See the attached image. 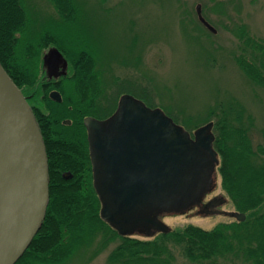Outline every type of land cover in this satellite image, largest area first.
Segmentation results:
<instances>
[{"label": "trees", "instance_id": "16d2710c", "mask_svg": "<svg viewBox=\"0 0 264 264\" xmlns=\"http://www.w3.org/2000/svg\"><path fill=\"white\" fill-rule=\"evenodd\" d=\"M51 2L66 19L76 18L73 0ZM25 15L21 0H0V62L20 87L39 124L47 155L49 197L38 231L14 264L60 263L98 236L103 245L118 239L107 256L110 264H170L174 258L170 244L180 245L183 255L194 264L229 259V254L240 252L252 264H264V126L255 139L251 115L235 102L222 107L212 120L220 184L234 208L244 212L243 219L218 222L211 228L188 222L151 238L121 234L99 213L84 133L80 137L77 133L64 134L82 124L84 110L79 108L78 96L98 92L93 54L88 48L65 51L67 47L56 38L63 32L59 36L48 31L40 37L16 35L24 27ZM241 31L251 55L242 53L237 61L247 77L264 88V39H256L244 28ZM50 42L63 51L70 63L68 73L61 74L60 85H56L63 95L61 101L49 97L52 85L38 80L45 76L39 69L42 49ZM67 77L76 80L77 97L72 95L70 85L63 83ZM63 118L72 121L66 124ZM48 125L58 126L61 135L52 136ZM64 170H70L72 175L63 177Z\"/></svg>", "mask_w": 264, "mask_h": 264}, {"label": "rangeland", "instance_id": "374dc122", "mask_svg": "<svg viewBox=\"0 0 264 264\" xmlns=\"http://www.w3.org/2000/svg\"><path fill=\"white\" fill-rule=\"evenodd\" d=\"M21 1L26 22L16 35L40 37L48 31L59 36L63 32L56 38L67 47L65 51L90 49L103 102L109 100L115 87L116 91H132L162 107L189 130L214 121L222 107L235 102L251 115V134L257 139L264 126V88L247 77L237 57L251 55L244 36H240L242 28L256 39H264V0H73L79 18L75 23L65 21L51 0ZM196 2L201 3L202 13L215 32L198 21ZM54 44L42 49L46 50L42 54L46 63L47 56L57 53ZM69 84L75 90L74 83ZM217 190L226 197L222 208L235 209L221 187L218 171ZM233 219L226 214L192 211L164 215L171 227L192 222L211 228ZM117 241L103 245L99 236L94 237L64 261L47 264H110L107 256ZM170 247L174 255L170 264H194L183 255L180 245ZM229 259L218 261L252 264L242 252L229 254Z\"/></svg>", "mask_w": 264, "mask_h": 264}, {"label": "water", "instance_id": "95a60500", "mask_svg": "<svg viewBox=\"0 0 264 264\" xmlns=\"http://www.w3.org/2000/svg\"><path fill=\"white\" fill-rule=\"evenodd\" d=\"M196 11L215 32L216 28L202 16L200 4L196 5ZM55 51L52 55L63 57L56 47ZM49 95L61 99L55 89ZM119 118L126 130L118 137L107 138L101 155L109 170L122 177L114 188L117 197L129 203L180 170L179 159L188 148V132L159 107L149 109L133 101L130 95L120 107ZM63 121L69 123L70 119ZM84 122L96 125V120L90 117H85ZM212 123L209 120L195 128L196 145L191 149L192 153H207L210 164L203 161L196 168L188 166L189 172L198 174L199 171L209 176L219 161L212 146ZM67 174L66 171L64 175ZM48 183L47 155L39 124L20 87L0 62V264H14L38 231L48 203ZM229 213L239 220L245 216L241 211ZM100 214L103 218L111 216L102 210ZM124 228L118 232L126 233L122 231ZM167 230L168 225L164 228ZM198 264L224 263L202 261Z\"/></svg>", "mask_w": 264, "mask_h": 264}, {"label": "flooded vegetation", "instance_id": "af4514ba", "mask_svg": "<svg viewBox=\"0 0 264 264\" xmlns=\"http://www.w3.org/2000/svg\"><path fill=\"white\" fill-rule=\"evenodd\" d=\"M197 4H200V11L204 19L212 24L203 15L200 2H196L195 4V13L198 21L207 29L212 31L199 18L196 11ZM60 15L65 21L73 23L79 21L78 15H75L76 18L74 19H66L63 14ZM16 34H18V32H16ZM45 48L46 50H48L49 48H52V46L48 45ZM46 50H43V53H45ZM58 50L66 58V61L56 54H54V56H52V54L49 57L47 56V63L42 58L41 68L45 76L40 77L38 80L43 84L52 85V87H50L48 90V95L52 89L59 91L61 95L60 100H56L50 95L49 97L52 100L61 101L63 95L60 88L58 87L60 85L59 79L62 76L61 74L68 73L70 63L63 51H61L60 49ZM58 64L62 65H60V67H57L60 68L58 71L54 72L53 69H57L56 66H58ZM77 81H83L82 83H85L83 79L81 81L80 79H77ZM70 82L72 85L73 83H76V80L67 77L63 81L64 84H68ZM119 87L120 85L118 84L117 89ZM88 90L89 88L87 89V91ZM97 90V93H88L89 91L86 94L84 93L83 95L82 93H79L82 96H78L74 90L72 95L76 97L78 96V98L80 99L79 108L81 110H84V113L81 117L82 124H80L79 126H72L71 132H64V134H66V136H73L77 133V135L80 137L81 133H84L85 146L90 163L91 181L99 200V213H101L102 210V212L104 213L111 214L110 217L104 218L113 228L119 231L121 227H125L122 230L126 231V233H122L125 235L138 233L151 237L155 236L159 232L164 231V228L166 227V225H168L164 221V215L169 213H188L192 211L196 212V214L201 215L219 213L235 217L234 214L229 212H236L238 210L222 208V205L226 203V197L221 193V190L216 191L218 163H215V169L212 173L209 174V176H203L204 173L199 174V171L198 174L187 171L188 166L193 165L194 168H196V164H201L203 161H206L207 164H210V156L204 151L200 154L191 152L192 147L196 145L194 143V130L200 125L196 126L192 130H189L181 123L174 120L173 116L163 110L162 107L158 105H151L142 95L133 93L132 91H119L120 89L116 91L115 87L113 94H111L109 97V100L103 102L104 98L100 97L102 93L100 82L97 83ZM128 95L132 96L133 101H135L136 103H143V105L149 109L159 107L163 110L164 113L170 116L176 124L181 125L183 129L188 132V136H186L188 139V148L182 153L183 158L179 159V171L170 174L166 182L155 185L149 192L146 193L145 196L136 197L131 202L125 203L117 197L114 191L116 183L120 182L118 180H121L122 177L117 175L116 173L114 174L109 170V165L101 154L103 152V149L105 148V141L107 138L118 137L122 135L126 130V127L123 125L122 120L119 118V112L121 105L124 103V100ZM85 117H90L96 120V125L93 126L85 123ZM64 119L66 118H63L62 122L66 123L63 121ZM71 121L72 120L70 119V122L66 124H70ZM48 129L51 132L52 136L61 135V130L56 125H48ZM211 131L213 133V123L211 126ZM213 141L214 133L212 146ZM203 154H205V156ZM66 171L68 172V174L64 175ZM71 175L72 173L70 172V170H64L62 172V176L65 178H68ZM168 226L170 229L171 226Z\"/></svg>", "mask_w": 264, "mask_h": 264}]
</instances>
